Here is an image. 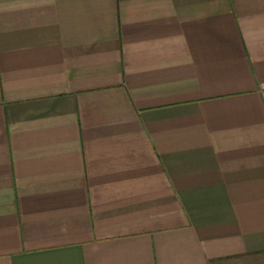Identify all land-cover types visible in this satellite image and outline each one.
Segmentation results:
<instances>
[{
    "label": "crops",
    "instance_id": "0c3cea01",
    "mask_svg": "<svg viewBox=\"0 0 264 264\" xmlns=\"http://www.w3.org/2000/svg\"><path fill=\"white\" fill-rule=\"evenodd\" d=\"M0 264H264V0H0Z\"/></svg>",
    "mask_w": 264,
    "mask_h": 264
}]
</instances>
